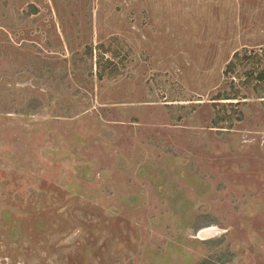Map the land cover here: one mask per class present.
Returning a JSON list of instances; mask_svg holds the SVG:
<instances>
[{
  "label": "rangeland",
  "instance_id": "rangeland-1",
  "mask_svg": "<svg viewBox=\"0 0 264 264\" xmlns=\"http://www.w3.org/2000/svg\"><path fill=\"white\" fill-rule=\"evenodd\" d=\"M243 49L264 0H0V264H264Z\"/></svg>",
  "mask_w": 264,
  "mask_h": 264
},
{
  "label": "trees",
  "instance_id": "trees-1",
  "mask_svg": "<svg viewBox=\"0 0 264 264\" xmlns=\"http://www.w3.org/2000/svg\"><path fill=\"white\" fill-rule=\"evenodd\" d=\"M32 9V14H36L37 10L34 7H32ZM224 74L232 78V81L228 83L231 93H225L222 95V99H220L221 97L219 96L215 101H229L228 104H234L233 101L237 100L236 104L247 103L248 98L245 94L241 95L242 97L239 96L241 90L243 91V89L252 86L255 82L257 85H255L254 88L260 87V90H262L264 87V49L261 50V53H255L247 49L235 52L232 59L227 64ZM219 104L223 106L224 103ZM224 116L225 117L221 118V121L228 119L230 125H232L235 120L242 121V113L240 111L238 114L235 113L233 115H227L225 113Z\"/></svg>",
  "mask_w": 264,
  "mask_h": 264
},
{
  "label": "bare ground",
  "instance_id": "bare-ground-1",
  "mask_svg": "<svg viewBox=\"0 0 264 264\" xmlns=\"http://www.w3.org/2000/svg\"><path fill=\"white\" fill-rule=\"evenodd\" d=\"M212 234H213L212 229H208V230L203 231V232L201 233V236H202V237H209V236H211Z\"/></svg>",
  "mask_w": 264,
  "mask_h": 264
}]
</instances>
